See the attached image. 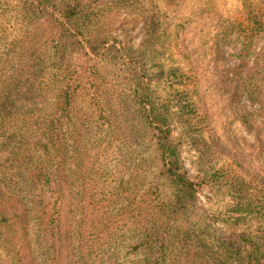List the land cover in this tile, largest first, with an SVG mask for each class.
Listing matches in <instances>:
<instances>
[{
	"label": "trees",
	"instance_id": "1",
	"mask_svg": "<svg viewBox=\"0 0 264 264\" xmlns=\"http://www.w3.org/2000/svg\"><path fill=\"white\" fill-rule=\"evenodd\" d=\"M17 1L15 33L5 30L0 50V264H264V8H249L245 24L229 21V32L218 27L216 37L222 33L233 53H215L210 71L202 64L213 52L208 44L215 29L198 38L180 25L175 34L189 60L192 75L186 78L194 82L201 132L211 143L200 149L201 160L225 159L217 178L205 173L191 179L133 46L116 40L102 49L98 0ZM161 2L181 1H155L144 26L158 20ZM131 97L140 108L144 138L152 135L162 173L173 186L169 203L146 177L142 193L137 191L139 172L131 169L125 177L121 159L113 174L88 166L89 154L81 151V130L91 117L105 112L118 130ZM224 170H230L228 178ZM105 176L114 187L107 182L103 193H95ZM216 182L229 191L232 207L219 237L195 229L188 216L197 195ZM109 194L117 214L104 204ZM100 205L106 206L102 214ZM130 209L134 229H110L117 223L112 218L121 210L129 216Z\"/></svg>",
	"mask_w": 264,
	"mask_h": 264
},
{
	"label": "rangeland",
	"instance_id": "2",
	"mask_svg": "<svg viewBox=\"0 0 264 264\" xmlns=\"http://www.w3.org/2000/svg\"><path fill=\"white\" fill-rule=\"evenodd\" d=\"M155 1L162 0H98L97 12L102 15L101 19H103L98 41L103 50L112 47L116 40L125 41L133 46V55L136 60L139 63L143 61L145 64L148 84L157 104L158 113L169 123L179 145L182 169L191 179L196 178L198 174L205 173H208L210 178L212 175L217 178V170L222 165L225 166V159L216 155L201 160L203 152L200 149L203 148L204 143L208 146H211V143L208 135L201 132L205 128L201 123L200 106L194 104L197 100V95L194 93V82L191 78H186L192 75L191 68L188 66L189 60L178 50L175 34L180 30V25L189 36L195 33L198 38L207 34L208 29L210 31L215 29V38L211 36L213 41H209L208 44L214 56L210 52L209 59L202 64L210 71L212 69L210 63L214 61L215 53L216 55H221V52L226 53V58L229 57V53H233V44L222 40L224 35L221 32H219L220 37H216L218 27L228 30L229 21L245 24L249 8L263 9L264 0H180L181 2L172 6L161 2L159 6L162 11L158 15L160 22L157 20L155 24L148 23L144 26L145 21H150L156 10L153 6ZM17 4V0H0V50L4 47L1 42L6 33H15L12 9ZM200 22L204 23L202 24L203 29L197 27V23ZM157 24H161L158 29L149 27V25ZM215 43L220 49L218 52H215ZM236 48L240 47L236 46ZM228 65L233 66L234 64L228 62ZM210 91H214L213 94L216 93L214 89ZM127 95H129L128 92ZM29 105L26 104L25 107ZM123 113L118 121V130L112 129L108 120L111 117L105 112L103 116L97 112L91 117L90 124H86L85 129L81 130L84 133V144L81 151L83 154H89L88 166L93 169L102 167L106 169V172L114 174L120 169L117 165L121 159V168H125V177L131 169H137L136 171L140 173L137 176L135 172V181L137 184L141 182L137 191L142 193L141 188L145 185L143 178L146 177L144 179L148 181L147 186L153 183L159 184L163 201L169 203L174 189L168 176L162 173L160 153L154 140L151 139L152 135L144 138L141 112L134 98L126 100ZM78 132L75 133L77 137H79ZM242 133L250 143L255 142V138L246 133L244 129ZM145 159L148 161L143 163ZM138 163H141L139 168ZM229 171L224 170L223 177L228 178ZM145 172L147 174H143ZM107 178L105 176L97 180V185L93 189L95 193L99 194L106 187L107 182L110 187H114L112 180ZM101 195L107 198L106 195ZM110 196L111 201H106L104 204L107 207L111 204V210H114L113 195L109 194ZM229 196V191L219 182L205 186L197 195L195 204L189 208L188 216L195 229H208L211 233H215L214 237H219L225 229L227 214L232 210ZM105 209L106 206L100 205V214L105 212ZM118 210L116 207L115 214ZM120 212L121 215H118L116 219L112 218V221L117 223L111 222L113 226L110 229H134L130 216L134 211L130 209L129 216L127 211L121 210ZM98 227V229H105L103 226Z\"/></svg>",
	"mask_w": 264,
	"mask_h": 264
}]
</instances>
